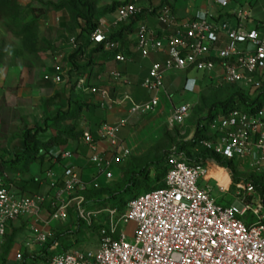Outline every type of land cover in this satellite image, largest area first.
<instances>
[{
    "label": "built area",
    "instance_id": "built-area-1",
    "mask_svg": "<svg viewBox=\"0 0 264 264\" xmlns=\"http://www.w3.org/2000/svg\"><path fill=\"white\" fill-rule=\"evenodd\" d=\"M153 17L156 25L150 24V14L155 12L153 0H133L122 5L114 19L101 21L91 35V41L104 45L107 51L115 52V62L120 65L132 61L124 53L120 41L111 39L112 32L132 20L139 19L136 29L135 53L142 60L159 55L161 61L153 62L148 76L141 86L151 100L136 103L127 91L131 86L129 77L118 70L110 77L125 88L122 100L112 98L107 88L91 86L79 79L78 89L93 96L102 110L113 109L130 103L128 117L116 124H106L100 131V140L116 145L115 155L105 158L98 142L91 133L84 134V142L92 152L91 162L100 168L101 175L113 179L111 169L131 155L130 150L116 139L122 127L139 114L156 112L162 107L167 95L166 77L172 73L203 72L210 76V86L231 85L242 87L247 93L264 92V20L253 16L255 0H207L214 11L201 10L188 17L180 16L164 0ZM142 3L148 6L142 7ZM236 19L233 26L231 20ZM78 48L76 39L72 49ZM61 58H63L61 56ZM68 71L56 66L48 78L56 84L65 82ZM247 87L250 90L247 91ZM245 108V107H244ZM244 108L222 110L203 126L204 138L200 144L226 161L250 162L256 176L264 175V105L247 111ZM191 107H173L171 125L183 124L190 116ZM121 151H118L120 150ZM63 159L75 154L60 147ZM214 166L216 163H213ZM208 166H192L183 157L171 156L167 162L164 186L151 192L137 195L127 204V212L120 215L117 208L88 211L85 198L73 197L77 190L85 191V184L76 168L66 170L64 187L54 201L36 195H21L14 188L3 187L0 168V244L10 235L9 227L22 219L32 220L34 242L44 245L51 237V225L68 216L69 208L76 204L82 219L90 226L93 219L106 214L108 228H103L104 237L95 253L81 255L79 252H64L54 255L46 264H264V200L252 182L236 185L240 201L223 207L212 197V189L200 186L208 179ZM228 172L227 169H225ZM73 197L71 200L66 198ZM51 205L50 220L43 213ZM252 213L258 220L248 226L242 217ZM136 225L133 240L120 233L121 226ZM44 225V226H41ZM22 259L21 252L17 261Z\"/></svg>",
    "mask_w": 264,
    "mask_h": 264
},
{
    "label": "rangeland",
    "instance_id": "rangeland-1",
    "mask_svg": "<svg viewBox=\"0 0 264 264\" xmlns=\"http://www.w3.org/2000/svg\"><path fill=\"white\" fill-rule=\"evenodd\" d=\"M94 1L98 3L100 9L109 8L116 2L122 4L126 2V0ZM62 2L63 0H0V154L4 152L10 154L12 148L22 146V134L27 125L38 126L42 124L45 117L52 116L60 109H67L66 104L68 102L77 101L84 104L90 100L86 92L78 89L77 83L79 79H83L87 83V88L91 87L90 80L99 76L96 73L98 70L90 78V71L85 67L70 72L65 63L59 62L62 60L61 55L66 57L72 50V40L75 38L68 34L65 28L68 25H74L76 20V17H70L66 12H59L48 5L54 3L59 6ZM141 6L146 8L148 4L142 3ZM169 6L177 13L180 11L184 14L186 9L193 11L204 7L210 9L214 5H209L206 0H176L169 3ZM44 12L47 15L45 17H43ZM109 16L113 17L115 13ZM231 23L235 26L236 19L233 18ZM127 42L126 39L125 42H121L123 48ZM85 64L82 63L80 66ZM58 65L68 71L65 82L61 84H56L48 78L55 72V67ZM99 71L100 73H108L111 70L109 68ZM209 82L210 76L203 72L172 73L167 76L165 81L167 95L162 100L161 109L133 117L129 124L122 127L117 134L116 139L125 144L131 155L121 164L112 167L113 179H108L106 174L101 175L100 168L96 165L85 171V183L96 184V186L100 184L89 195L92 201L86 204V210L98 211L103 208L107 203L94 202V199L99 195L107 194V189L103 184L118 183L121 179V172H125L131 167L142 169L146 166H152V176L146 185L140 187L139 195L155 190L157 185L156 167L162 168L165 161L157 164L156 167L153 164L165 160L167 156L173 153L180 152L181 146L186 145L195 136L201 120H205L203 126L208 125L206 118L209 116V110L212 106L223 102L233 94V88L228 85L210 90ZM249 90L250 87H247V91ZM141 92V96H133L136 103L143 104L151 100V96L146 91L141 90ZM182 105L191 107L189 118L183 124L171 125L170 116L173 107ZM262 105H264V95L260 100L244 109L252 111ZM130 107L131 104L127 103L126 109L129 110ZM218 111L220 113L222 109ZM218 111L215 112V115ZM80 124L81 122L78 126ZM72 125L73 121L64 123V126ZM54 133L56 131L53 129L42 138L48 139ZM209 163L212 165H210L208 179L217 180L220 186L225 189L229 188V190H222L213 180L209 183L201 180L200 186L212 189V197L218 205L230 207L236 204L240 200L237 197L232 176L226 172L224 166L218 165L213 160L205 159L200 162L205 166H208ZM213 163H216L217 166H214ZM74 164L76 162L73 159H65L62 164H58L52 171V181L57 180L62 175L64 166ZM235 166L238 169V172L235 173L237 178L250 179L255 175L250 162L235 160ZM29 170L30 174L26 176H12L8 171L1 172L6 180L12 181L37 176L43 182L38 195L46 197L51 204L50 186L45 182L49 177V172L42 173L38 166H32ZM77 193L78 190L75 194ZM133 199L134 196L128 195L122 202L112 203L109 208H117L120 215L125 214L128 202ZM76 210V204L73 203L67 218L52 224L55 236L69 232L73 225V216L76 215ZM50 214L48 209L43 213L46 221L50 220ZM95 219L96 225L102 226V228L92 230L88 224L83 225L81 235L78 238L71 237L58 244L53 250L54 255L66 251H77L81 255L95 253L104 237L102 229L108 228V216L104 214L95 217ZM242 220L249 227L258 223L252 213L242 217ZM119 231L125 233L129 240H133L136 225L121 226ZM30 244H36L31 229L23 224L17 229L12 228L8 239L0 244V264H24V259L17 261V255L23 246ZM28 264H32V262Z\"/></svg>",
    "mask_w": 264,
    "mask_h": 264
},
{
    "label": "trees",
    "instance_id": "trees-1",
    "mask_svg": "<svg viewBox=\"0 0 264 264\" xmlns=\"http://www.w3.org/2000/svg\"><path fill=\"white\" fill-rule=\"evenodd\" d=\"M41 1V0H37ZM133 0H126L123 4L120 2L114 3L111 7L106 9H100L98 3L94 0H63V2L58 6L54 3H49L48 5L55 8L57 11L66 12L70 17H76L74 25H68L65 31L74 36L77 42L78 48L76 50H70L69 54L65 56L61 55L63 58L60 63H65L69 68L70 72L78 71L81 67H85L90 71V78L100 67L101 70L111 69V65H106L107 62L115 60L116 53L107 51L104 45H97L91 41V35L99 28L101 21L112 13H116L117 9L122 5L131 3ZM156 0H153L152 5H155ZM168 4L166 1H162L160 6H156L155 12L150 14L153 18L156 15L157 10ZM172 8V7H171ZM45 13V12H44ZM47 16L46 13L43 17ZM139 19L132 20L128 24L121 26L119 29L114 30L111 35V39L114 41L124 42L125 38L134 35L136 32V26ZM127 54L131 55V51H125ZM86 63L83 66L80 64ZM226 84L219 86H211V89H218ZM233 88L232 95L224 100L223 102L214 104L209 110V116L206 120L209 122L215 117V112L218 110H231L236 108H244L253 104L254 102L260 100L264 95L258 92L247 93L242 87L231 86ZM67 109H60L57 113L52 116L44 118L42 124L27 125L22 134V146H15L10 150V154L2 153L0 154V168L4 173L8 171L12 176H26L30 174V167L38 166L42 173L51 172L58 165L62 164L65 159L60 155V147L66 148L70 151L71 143L70 141H79L85 134L83 130H80L78 124L81 120H89L90 118H101L102 109L99 104L87 101L84 104H80L77 101L73 103L66 104ZM67 121H73L72 126H64ZM201 120L197 132L193 139L186 145H182L180 152L173 153L166 157L165 160L160 162H155L154 167L157 164H161L165 161V165L162 168H157L155 170L156 177V187L155 189H160L164 186V180L167 173V162L171 156L183 157L192 166H204L200 164L202 160L210 159L216 162L220 166H224L228 170L230 175L234 180V188L241 182H252L262 196L264 200V175L256 177L253 175L250 179H241L235 176L238 169L235 166V160L226 161L221 156L215 155L213 152L204 148L200 142L204 138L203 122ZM56 130L58 132L57 137L52 135L48 139H43L42 136L48 134L51 130ZM95 142L99 141V138L95 133H92ZM186 152V153H185ZM75 167V165L64 166V176L66 170ZM152 166H146L142 169L131 167L127 171L121 172V179L118 183H108L103 184L107 189L106 195H99L94 199V202H104L107 203L100 210H105L111 206L112 203L122 202L128 195L137 196L139 195L140 187L146 185L152 176ZM2 173V175H3ZM63 176V177H64ZM62 175L56 180L54 187L50 191L52 200L54 201L57 193L63 189L64 181ZM4 178V175H3ZM95 180V178H94ZM42 180L37 176H30L29 179H16V180H6L3 179V187L10 189L14 188L21 195L36 196L40 192ZM88 187L85 191H79L74 194L73 197L82 196L85 198L84 207L86 204L91 202L92 199L89 196L92 191L98 186L96 184L87 183ZM1 188V187H0ZM73 197L67 200L73 199ZM47 209L52 213L51 205L49 204ZM71 207L69 208L70 211ZM68 211V214H69ZM99 211V210H98ZM88 224L84 219H82L76 210V215L73 216V225L69 232L61 235L55 236L54 227L51 225V237L42 246L37 247L34 252L29 250H24L21 252L22 259H24V264L32 262V264H46L54 256V248L63 243L65 240L71 237L78 238L82 231L81 227ZM89 225V224H88ZM90 229L95 230L102 228V226L96 225V219H93V224ZM12 229V227H9ZM16 233V231H15ZM15 235V234H14ZM13 236V235H12ZM55 236L54 238H52ZM15 238V236H13ZM12 238V239H14ZM8 239V236L7 238Z\"/></svg>",
    "mask_w": 264,
    "mask_h": 264
},
{
    "label": "crops",
    "instance_id": "crops-1",
    "mask_svg": "<svg viewBox=\"0 0 264 264\" xmlns=\"http://www.w3.org/2000/svg\"><path fill=\"white\" fill-rule=\"evenodd\" d=\"M124 1V0H123ZM163 0H156L155 5L156 6H160V3ZM205 1V0H204ZM206 2L209 5H213L211 2L207 1ZM214 6H212L210 9L208 8H200L198 10H191V9H186L184 14H182L179 11V15L182 17H188V16H193L195 14H197L199 11L201 10H212L214 11ZM253 16L254 19L256 20H264V2L263 0H255L253 2ZM107 20H112L114 19V16H108L106 17ZM149 22L151 25L155 26L156 22L154 20V18H150ZM126 40H128L127 44L125 45L124 48V53L128 56L132 58V61L124 64V65H120L117 64L115 62V60H111L109 62L106 63V65H111V71L113 70H118L120 72H122L123 74L127 75L129 77V79L131 80V86L127 88V91L132 95V97H139L141 96V90L142 89V82L143 80L148 76L149 71L151 69L152 63L153 62H157V61H161L162 57L159 55H154L153 59L150 60H142L136 53H135V47H136V32L134 33V35L128 36L125 38ZM125 42V41H124ZM130 50L131 51V55L127 54L125 51ZM145 61H150V62H145ZM98 71H96V73L99 74V76H97L96 78H93L90 80L91 85L93 86H99V87H103V88H107L110 90L111 92V96L113 99L120 101L123 98L124 95V91L125 88L122 84L115 82L111 77H110V72L108 73H100V67L97 68ZM167 78V77H166ZM166 81V80H165ZM141 89V90H140ZM89 100L90 102H94L98 104V101L91 95H89ZM93 100V101H92ZM126 104H123L121 106H117L113 109H109V110H102V115L101 118H90L89 120H81V124L79 125L80 130H83L85 133L89 132V133H95L97 135V137L99 138V146L101 149V152H103V156L105 158H112L115 155V151H116V145L114 146L113 144H111L110 142H104L100 140V131L102 129V127L106 124H116L121 122L122 120L126 119L128 117V110L126 109ZM82 128V129H81ZM56 131V130H54ZM51 132V131H50ZM53 137H57L58 136V132L56 131V133L52 134ZM93 136V135H92ZM84 136L82 138L79 139V141H70L71 143V149L70 152H73L75 154L73 159L76 164L74 168H76L77 172L80 174L83 182H84V173L87 169H89L90 167H92L94 164L91 162V158H92V152L90 150V148L85 144L84 142ZM94 138V137H93ZM118 142L123 143L121 140H118ZM123 146L125 147V144L123 143ZM118 151H121L118 150ZM48 178L46 179V184L50 186V191L52 190V188L55 185L56 180H53V176H52V171L48 173ZM64 176V174L62 173V177ZM63 181H64V177H63ZM85 183V182H84ZM87 184V183H85ZM41 185H43V182H41ZM88 185V184H87ZM44 218V215H43ZM32 220L30 219H22L20 222L16 223L14 228H19L21 226V224H23L25 227L29 228L32 230ZM44 226V225H41ZM37 247L40 246H36V244H30L25 245L21 248L20 252L24 251V250H29L30 252H34Z\"/></svg>",
    "mask_w": 264,
    "mask_h": 264
},
{
    "label": "bare ground",
    "instance_id": "bare-ground-1",
    "mask_svg": "<svg viewBox=\"0 0 264 264\" xmlns=\"http://www.w3.org/2000/svg\"><path fill=\"white\" fill-rule=\"evenodd\" d=\"M208 175H209V173H208Z\"/></svg>",
    "mask_w": 264,
    "mask_h": 264
}]
</instances>
